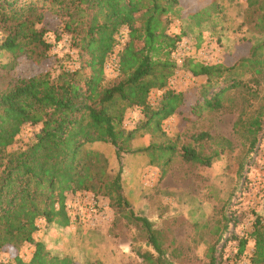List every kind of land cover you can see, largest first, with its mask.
<instances>
[{"label":"trees","instance_id":"1","mask_svg":"<svg viewBox=\"0 0 264 264\" xmlns=\"http://www.w3.org/2000/svg\"><path fill=\"white\" fill-rule=\"evenodd\" d=\"M55 1L60 5L55 14L64 18L62 33L69 36L79 65L63 68L54 77L49 72L14 77L0 87V251L7 246L34 247L28 261L15 257L0 264H74L68 258L51 255L43 243L35 241L34 234L38 221L61 228L71 225L66 194L82 191L123 206L127 221L141 224L147 245L157 254L153 260L151 253H143L146 262L172 264L166 258L161 234L145 218L135 215L122 195L121 170L109 179L106 160L87 146L110 144L120 159L121 154L134 152L131 142L137 136L158 131L159 122L179 110L183 95L168 90L162 93L157 107L149 103L151 91H164L178 68L171 56L184 33L169 34L168 25L172 20H187L198 28L210 20L213 11L205 7L186 12V3L182 5L180 0ZM246 3L248 9L257 8L261 13L258 29L262 40L251 47L249 58L232 67L184 61L192 76L204 78L192 106L194 111L220 110L227 92L242 86L239 78L243 71L240 74L237 69L246 62L250 69L245 72L252 70L264 77V0ZM14 4L4 1L0 5V54L12 58L10 64L1 67L4 70H12L21 55L39 60L51 47L44 38L45 7L29 3L16 10ZM121 28H127V39L116 54L117 74L107 79L105 65L117 47ZM133 109L140 110L146 120L127 129L125 116ZM25 126L38 130L35 140L9 152ZM262 126L264 123L255 120L249 132L256 135ZM144 150L159 152V158L174 151L173 147L153 145ZM181 156L186 162L210 165L209 159L189 148ZM251 239L254 251L249 264H264V222L260 218L253 224ZM246 245V239L238 240V256ZM207 258L209 264H218L220 256L215 247L208 249Z\"/></svg>","mask_w":264,"mask_h":264},{"label":"rangeland","instance_id":"2","mask_svg":"<svg viewBox=\"0 0 264 264\" xmlns=\"http://www.w3.org/2000/svg\"><path fill=\"white\" fill-rule=\"evenodd\" d=\"M4 1L14 2L16 10L29 3L45 7L44 38L51 47L39 60L35 56L34 60L19 56L12 70L1 68L12 62L10 54H0V87L14 77L45 72L54 77L63 68L78 67L69 36L62 33L64 18L55 14L60 6L55 0H0V5ZM180 2L186 3V12L205 7L213 12L210 20L198 28L187 20H172L168 25L169 34L184 33L171 56L178 68L164 91H151L149 103L157 107L162 93L168 90L183 95L179 110L160 121L158 131L137 136L134 139L137 146L131 148L134 152L121 154L120 159L110 144L94 143L87 148L106 160L109 179L121 170L122 192L129 197L130 209L161 234L169 262L209 264L208 249L215 247L216 255L220 256L218 264H249L254 251L253 224L257 218L264 222V126L256 135L249 132L253 121L264 123V77L252 70L245 72L250 69L246 62L237 69L240 74L243 71L239 78L242 86L227 92L220 110L194 111L192 106L204 78L192 76L184 61L232 67L249 58L251 47L262 40L258 29L261 13L257 8L248 9L246 0ZM127 32V28H121L117 36V47L105 65L107 79L117 74L116 54L127 39ZM2 35L0 30V43ZM261 57L264 59V53ZM145 120L140 110L133 109L126 113L124 125L132 129ZM37 131L25 126L8 151L32 143ZM150 145L173 147L174 151L159 158V152L144 150ZM185 148L209 159L210 165L184 161L181 154ZM66 206L72 220L71 230L69 226L60 229L37 222L34 239L43 243L46 250L57 249L60 258L70 254L71 258H67L74 264H103L100 258L104 254H112L114 264H153L141 256L148 252L153 260L157 257L147 245L145 230L141 224L127 221L123 206L119 208L108 198L94 196L90 191L66 194ZM239 239L247 240L241 256L237 255ZM33 251L30 245L19 249L7 246L0 251V261L6 263L15 257L28 261ZM92 251H96L97 259L90 255Z\"/></svg>","mask_w":264,"mask_h":264},{"label":"crops","instance_id":"3","mask_svg":"<svg viewBox=\"0 0 264 264\" xmlns=\"http://www.w3.org/2000/svg\"><path fill=\"white\" fill-rule=\"evenodd\" d=\"M142 135H140L139 136V138L141 137ZM137 138H135V140H136ZM135 140H133V142H131V148H132V146H134L135 144H137V143H135L136 141ZM135 141V142H134ZM135 146H137V145H135ZM132 150H134V149H132ZM122 195L124 196V198L127 200V201H129L130 202V200H129V197H127L126 195H125V193H124V191L122 192ZM130 204V203H129ZM138 216V215H137ZM52 225H54V224H52ZM55 227H59V226H56V225H54ZM60 229H61V227H59ZM63 229V228H62ZM69 229L71 230L72 228H71V226H69ZM68 232V231H67ZM49 251V250H48ZM50 253H51V255H55V256H58V257H60L59 255V251H57V249L55 250L54 249V251H49ZM96 251H92V253H90V255L91 256H93V258L94 259H97V256H96ZM64 257H61V258H71V255L69 254V255H63ZM98 257H99V255H98ZM117 258H120L119 256H116ZM100 260L103 262V264H114V257L112 256V254H104V256H102L101 258H100Z\"/></svg>","mask_w":264,"mask_h":264},{"label":"built area","instance_id":"4","mask_svg":"<svg viewBox=\"0 0 264 264\" xmlns=\"http://www.w3.org/2000/svg\"><path fill=\"white\" fill-rule=\"evenodd\" d=\"M115 70H116V72H117V62H116V69H115ZM92 205H93V203H92Z\"/></svg>","mask_w":264,"mask_h":264}]
</instances>
